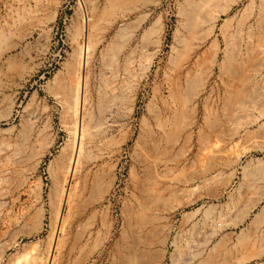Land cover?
I'll list each match as a JSON object with an SVG mask.
<instances>
[{
    "label": "rangeland",
    "instance_id": "obj_1",
    "mask_svg": "<svg viewBox=\"0 0 264 264\" xmlns=\"http://www.w3.org/2000/svg\"><path fill=\"white\" fill-rule=\"evenodd\" d=\"M0 250L264 264V0H0Z\"/></svg>",
    "mask_w": 264,
    "mask_h": 264
},
{
    "label": "bare ground",
    "instance_id": "obj_2",
    "mask_svg": "<svg viewBox=\"0 0 264 264\" xmlns=\"http://www.w3.org/2000/svg\"><path fill=\"white\" fill-rule=\"evenodd\" d=\"M24 3V2H23ZM15 8V7H14ZM75 73L77 74V75H75V77L76 78H78V73L75 71ZM68 87H69V85H68ZM70 98L69 99H65V101H67L66 102V104L68 105V110H70V113H71V115H72V125L74 124V128L75 129H73V130H76V128H77V124H78V106H80V104H79V102H81L82 101V97H80V99H79V89H78V87H77V84L75 83V81H70ZM64 90V89H63ZM123 92V91H122ZM65 94V93H64ZM65 96V95H64ZM83 100H84V98H83ZM82 106V105H81ZM82 108V107H81ZM80 119V118H79ZM87 122V121H86ZM76 126V127H75ZM85 127V126H84ZM72 130V131H73ZM78 130V129H77ZM85 130V129H84ZM74 132V131H73ZM82 133H83V131H81ZM85 135V134H84ZM83 137V136H82ZM75 139V138H74ZM83 141V140H82ZM74 146V145H73ZM81 146V145H80ZM79 149V148H78ZM82 149V148H81ZM75 151H76V149H75ZM83 151V150H82ZM79 152H80V155H81V150L79 149ZM73 153V152H72ZM78 155H77V157L79 156V153H77ZM7 156V155H6ZM71 156V155H70ZM69 156V157H70ZM72 157V156H71ZM70 157V158H71ZM74 157V156H73ZM70 158L68 159V161L70 160ZM78 159H79V157H78ZM146 159V158H145ZM76 162H77V160H76ZM79 162V161H78ZM67 166H69V165H67ZM66 166V168H68ZM69 173H70V169H69ZM4 251V250H3ZM2 250H0V259H1V254H2V252H3ZM51 257V256H50ZM33 260V259H32ZM31 261V260H30ZM32 262V261H31ZM46 262H47V260H46ZM45 262V263H46ZM28 264V263H27Z\"/></svg>",
    "mask_w": 264,
    "mask_h": 264
}]
</instances>
